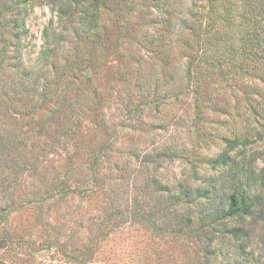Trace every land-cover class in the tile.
I'll return each instance as SVG.
<instances>
[{"label": "rangeland", "instance_id": "rangeland-1", "mask_svg": "<svg viewBox=\"0 0 264 264\" xmlns=\"http://www.w3.org/2000/svg\"><path fill=\"white\" fill-rule=\"evenodd\" d=\"M87 1L1 0L0 264H264L258 0Z\"/></svg>", "mask_w": 264, "mask_h": 264}, {"label": "trees", "instance_id": "trees-1", "mask_svg": "<svg viewBox=\"0 0 264 264\" xmlns=\"http://www.w3.org/2000/svg\"><path fill=\"white\" fill-rule=\"evenodd\" d=\"M93 1L97 4L99 0H93ZM73 2L78 4L79 2L86 3L88 1L87 0H68V3H70V4H72ZM249 5L255 11L256 10H260L262 13H264V0H258L257 2H255V1L252 2L251 1ZM13 22L14 21H7L6 25H8L9 30L10 31H15V29L18 28V29H20V32H21V35H22L24 30H25L24 26L22 25V26L19 27L18 20L15 21L14 23ZM0 38H1V0H0ZM17 40L20 43L21 39L17 38ZM248 42L251 45L258 44V39H257V37L252 36L251 38L245 39L243 41V44H246V43L248 44ZM0 43H1V40H0ZM243 44H242V48L240 47V51H242L243 54H245V55L248 54L249 58H251V59H256V60L257 59H261V57L258 56L257 53H254L252 51V49L249 50L250 53H246L247 52L246 51L247 48H244ZM217 52L218 53H222V52H225V51H217ZM7 53H8V51H2V52L0 51V74H1V68L4 67L3 66V62H5V58H7ZM13 53H16L17 56H20L19 55V51H13ZM192 64H193V60L189 61V65H192ZM204 64H206V62H204ZM188 72H190V70ZM13 79L17 80V76L14 75ZM12 84H14V83L12 82ZM20 89H22V87H20ZM25 90H26L27 93L30 92V89H28L27 87L23 88V91H25ZM20 99L22 100V97ZM1 107L2 106H1V103H0V168H1V171H3V173H1V175H0V186L6 188L5 184H6L7 181H9V178L11 179L9 181V183L10 182L11 183H15L16 182L15 178L20 173H22L24 170H26L27 167L25 166L26 164H23V163L21 164V167H20V163H19V161H17L18 157L22 158V157H24V155L23 156L22 155L21 156L15 155L16 151H18L23 146V144L21 142H19L18 133L10 134V133H5L6 131H4L3 129L1 130V117L2 118L3 117H5V118H10L11 117L10 113L8 112L9 105L3 106L4 110L3 109L1 110ZM19 119H21V118H19ZM2 125H4V124H2ZM20 126H21V122H20ZM104 132L106 133V131H104ZM3 133H5V134L3 135ZM102 141H103V147L101 146V149H99V151H102L103 149L106 148L107 139L106 138H105V140L102 139ZM5 151H7V152L4 154L3 152H5ZM69 159L70 160H72V159L73 160H77V162H79L80 164H82L83 162L87 163V162H85L87 157L86 156L82 157V155L79 154L76 151H75V154L72 156V158H69ZM219 162H221V164H226V161L224 160L223 156H221L219 158ZM89 164H90L91 168H94V165H96V160L95 159L92 160L91 162H89ZM31 168L34 170V172L36 171V166L35 165L31 166ZM262 180H263V178H262ZM13 186H15V184ZM243 198H244L243 195L238 193L237 191H235L232 195H230L229 198H228L229 200H228V204H227V209L223 213V215L225 217L232 218L234 216H239L240 214H247L249 212V210H250V207L248 205H246V202H245V200Z\"/></svg>", "mask_w": 264, "mask_h": 264}]
</instances>
